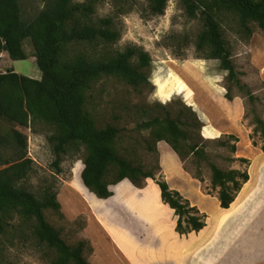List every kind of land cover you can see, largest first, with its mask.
Here are the masks:
<instances>
[{
  "label": "rangeland",
  "instance_id": "obj_1",
  "mask_svg": "<svg viewBox=\"0 0 264 264\" xmlns=\"http://www.w3.org/2000/svg\"><path fill=\"white\" fill-rule=\"evenodd\" d=\"M118 5L116 0H100L97 14H116ZM42 6L41 0H22V17L30 20ZM124 7L129 12L118 16L121 39L116 47L123 49L136 45L148 52L151 85L138 92L119 80L108 81L103 97L98 95L93 104L95 117L110 122L113 115L121 116L117 122L126 136L123 144L134 145L133 139L147 137L148 131L141 134L134 132L137 122L144 120L145 115L133 105L152 106L160 102L171 104L176 109L182 103L189 106L203 124L199 134L208 159L194 158L189 154L183 162L163 141L156 145L157 153H149L142 146L137 147L136 156L145 166L159 161V168L153 171L154 179L144 180L141 188L126 180L121 181L111 186V197L98 199L82 184L81 149L62 157L60 171L54 167L55 155L47 139L51 129L44 123L22 127L0 117V135H7L0 144L1 155L13 160L14 144L8 140L6 133L12 132L11 129L24 133L27 137V156L32 163L23 184L34 192L46 184L53 185L61 205V214L46 210L48 221L61 230V236L67 243L85 240L84 253L93 264H175L178 261L175 257L167 256L170 255L167 249L203 243L206 245L200 247L199 253L204 256L188 258L185 255L181 261L185 260L184 264H264V172L261 171L264 151L261 148L263 138L254 131L255 117L264 120V29L251 24L252 33L248 35L231 15L224 16L222 29L239 84L242 85L239 87L227 78V71L220 69L217 59L196 57L192 41L186 46H178L176 39L186 35L193 40L202 27L201 18L189 17L181 0H169L164 14L157 16L148 14L145 0L128 2ZM124 7L120 10H124ZM120 10L117 12H122ZM24 48L27 52L25 59L13 60L2 52L0 72L13 68L20 74L40 78L41 72L31 43L26 41ZM228 86H231L229 98L226 95ZM230 135L235 136L237 141ZM223 140L235 143L236 151L219 145L218 141ZM239 158H246L248 163L241 162ZM209 162L225 170H247L249 177L252 175L248 192L232 212L240 208L250 189H254L256 181L261 179L257 193L259 197L251 196L236 220L234 216L229 217L232 212L220 216L222 208L217 199L218 188L212 187ZM3 167L5 165H0V168ZM158 180H165L170 189L179 191L190 205L197 207L205 222L204 230L195 232V235H180L175 231L174 210L162 199L160 204L169 207L171 213L166 214L164 207L157 208L154 203L150 205L147 198L153 196L151 187L157 188ZM121 183L125 184L127 191ZM131 184L140 190L131 194ZM244 184L238 193L246 189ZM216 214L220 223L229 217V223L219 230L213 229ZM19 222L20 219L15 217L12 224L16 226ZM8 230L13 234L17 232L13 228ZM211 231H214V235ZM25 234L27 237L20 234L10 235L7 239L0 235V263L50 264L46 249L29 231ZM209 246L213 247V251H218L214 257L206 256Z\"/></svg>",
  "mask_w": 264,
  "mask_h": 264
},
{
  "label": "trees",
  "instance_id": "obj_2",
  "mask_svg": "<svg viewBox=\"0 0 264 264\" xmlns=\"http://www.w3.org/2000/svg\"><path fill=\"white\" fill-rule=\"evenodd\" d=\"M21 1L0 0V54L6 52L13 60L25 59L24 44L29 41L41 76L32 78L13 68L0 72V117L22 127H32L37 122L46 124L51 129L47 139L55 155L53 165L57 171L66 153L81 149L80 178L84 188L98 198L108 199L113 194L110 187L124 179L138 188L144 180L154 179L153 171L159 168V161L145 166L136 156L137 147L157 153L156 145L163 141L183 162L189 154L208 159L199 134L203 124L182 103L176 109L160 102L152 106L133 105L145 115L144 120L137 122L134 132L148 131V136L135 137L134 145L127 146L123 144L126 137L123 127L117 122L121 116L115 114L109 122L101 121L93 113L95 99L98 95L103 97L110 80H119L138 92L151 85L148 52L136 45L116 47L121 39L118 16L129 12L124 5L135 0H116L119 4L116 14L104 16L97 14L100 0H41L42 8L30 20L22 17ZM145 1L148 14L157 16L164 14L169 0ZM181 1L189 17L201 18L202 27L193 40L186 35L176 39L178 46L192 41L196 57L217 59L220 69L227 71V78L242 87L222 21L225 15H231L248 35L252 33L251 24L264 29V0ZM118 9L122 12L118 13ZM230 90L228 86V98ZM254 123V131L263 138L264 151V120L256 116ZM11 130L6 134L14 144L13 160L0 153V165H5L0 168V235L5 239L12 235L8 228L17 231L12 237L20 234L27 237L25 233L29 231L46 249L50 264H93L84 253L85 240L67 243L61 230L48 221L46 210L60 213L61 209L53 185L46 184L34 192L23 184L32 163L27 156V137L19 129ZM6 136L0 135V144ZM230 137L237 141L235 136ZM218 143L236 151L235 143L227 140ZM239 160L248 163L246 158ZM209 167L212 187L218 188L219 206L229 208L249 180V173L237 168L221 169L212 162ZM156 183L162 201L174 210L178 234L204 228L205 222L196 206L190 205L179 191L170 189L165 180ZM15 217L20 219L16 226L12 224Z\"/></svg>",
  "mask_w": 264,
  "mask_h": 264
},
{
  "label": "crops",
  "instance_id": "obj_3",
  "mask_svg": "<svg viewBox=\"0 0 264 264\" xmlns=\"http://www.w3.org/2000/svg\"><path fill=\"white\" fill-rule=\"evenodd\" d=\"M164 143V142H163ZM261 171H263L264 172V166L261 168ZM259 175H260V173L258 172V177H259ZM261 176H262V174H261ZM260 176V177H261ZM150 178H148V179H146L147 181L149 180ZM260 179V178H259ZM124 180H126V181H128L129 183H130V181L128 180V179H124ZM250 180H252V175L250 174V177H249V180H248V182L247 183H249V181ZM146 181V182H147ZM150 181V180H149ZM260 181H261V179L260 180H258V181H256V183L257 184H255L256 185V187L253 189V188H251L250 189V191H249V193L247 194V196H246V199L241 203V205H240V208L238 209V210H236L235 212H232L231 213V216H229V217H232V216H234L235 217V220L237 219V218H239V215L240 214H242V212H243V207H244V205L246 204V202L247 201H250V200H248V199H251V196H252V198H253V196L254 197H256V198H258L259 196H257L258 194V188H259V184H260ZM247 183H245L244 185H246ZM148 185V184H147ZM131 186H132V189L130 190V193L131 194H135V191L136 190H140V189H138V188H134V186L131 184ZM146 189H147V186L145 187ZM110 189L112 190V188L110 187ZM145 189V190H146ZM157 191H158V199H159V203H160V191H159V188L157 187ZM243 190V189H242ZM142 191V190H141ZM253 191V192H252ZM252 192V193H251ZM241 193V192H240ZM240 193H238V195L237 196H239L240 195ZM125 195V194H124ZM236 196V197H237ZM237 199V198H236ZM162 203V202H161ZM162 207H164L163 205H162ZM219 208V207H218ZM223 209V208H222ZM163 210L164 211H166L165 213L167 214V213H171V209L169 208V207H164L163 208ZM228 215V214H227ZM226 216V215H225ZM176 217V216H175ZM219 216H218V214H216L215 216H214V222H213V229H218L219 230V228H222L224 225L226 226V224H228L229 223V217L227 218V220L225 221V220H222V222L220 223L219 222V218H218ZM204 228H206V227H204ZM204 228H202L200 231H202V230H204ZM195 232H191V234H194ZM211 233H213L212 235H214V231H211ZM188 234H190V233H188ZM195 235V234H194ZM190 238H192L191 236H190ZM193 239V238H192ZM205 246L206 245V243H203L202 245H191V246H186V248H180V247H178L177 246V248H170V249H167L168 251H170L169 253H170V255H167L168 257H175L176 258V260L178 261V262H175V264H184V261H181V260H183L182 258H183V256H187L188 258H194V257H199V256H201L200 255V253H199V249H200V247L201 246ZM209 248V252H208V254L206 255L207 257L208 256H215L216 255V252H218L217 250L214 252L212 249H213V247L211 248L210 246L208 247ZM186 249V250H185ZM184 252L186 253V254H184ZM202 256H204V255H202ZM201 256V257H202ZM224 258V257H223ZM206 259V258H205ZM191 261V260H190Z\"/></svg>",
  "mask_w": 264,
  "mask_h": 264
},
{
  "label": "bare ground",
  "instance_id": "obj_4",
  "mask_svg": "<svg viewBox=\"0 0 264 264\" xmlns=\"http://www.w3.org/2000/svg\"><path fill=\"white\" fill-rule=\"evenodd\" d=\"M123 181H125V180H123ZM122 181V182H123ZM126 182V181H125ZM122 184V183H121ZM248 184V183H247ZM245 185L246 186V189L245 188H243L244 189V191H241V193H240V195L239 196H237L236 198L237 199H235L232 203H231V205L229 206V208H226V209H222V212H220V216L221 215H223V214H225V213H230V212H232L233 210H235L236 209V207H237V205H238V203H239V200L240 199H242V197L248 192L247 190H248V187H250V185L248 184V185ZM125 186V184L123 183L122 184V187L123 188H125V190L127 191L128 189L126 188V187H124ZM126 186H128V185H126ZM244 186V187H245ZM128 188H130L129 186H128ZM119 189V188H118ZM151 189H152V191H153V196H149L150 198H147L148 199V201H149V203H150V205L152 204V203H154L156 206H157V208L158 207H162V205L159 203V199H158V191H157V188L156 187H151ZM118 191V190H117ZM119 191H121V190H119ZM123 193V192H122ZM95 198V197H94ZM99 199V198H98ZM101 200V199H100ZM93 201H95V200H93ZM242 201V200H241ZM145 212V211H144ZM201 233V232H200ZM127 245V244H126ZM128 247V246H127ZM126 248V247H125ZM129 249V248H128ZM132 252V251H131ZM131 256V255H130ZM133 256V255H132ZM133 258V257H132ZM135 263V262H134Z\"/></svg>",
  "mask_w": 264,
  "mask_h": 264
}]
</instances>
